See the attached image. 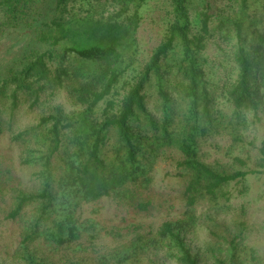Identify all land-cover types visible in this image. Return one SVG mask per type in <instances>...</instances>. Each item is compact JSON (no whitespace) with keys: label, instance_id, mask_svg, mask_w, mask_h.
<instances>
[{"label":"trees","instance_id":"trees-1","mask_svg":"<svg viewBox=\"0 0 264 264\" xmlns=\"http://www.w3.org/2000/svg\"><path fill=\"white\" fill-rule=\"evenodd\" d=\"M148 2L0 0V28L39 24L46 46L0 79V139L10 134L24 171L0 161V224L14 227L2 244L0 235V264H261L235 237L229 259L217 244L194 250L188 237L206 217L201 203L228 209L232 183L264 175V136L256 143L249 133L264 123V0H219L196 12L194 0H165L162 36L144 57ZM218 43L232 48L214 83L208 50ZM62 95L68 106L55 103ZM26 107L41 112L19 126ZM210 140L222 155L209 162ZM167 150L182 155L179 218L128 234L81 218L84 204L103 198L148 212L141 196ZM102 233L110 246L98 244Z\"/></svg>","mask_w":264,"mask_h":264},{"label":"rangeland","instance_id":"rangeland-1","mask_svg":"<svg viewBox=\"0 0 264 264\" xmlns=\"http://www.w3.org/2000/svg\"><path fill=\"white\" fill-rule=\"evenodd\" d=\"M218 1L194 0L192 12L203 10L204 5L207 4L216 6ZM166 8L165 0H149L148 5L143 8V20L138 37L144 57L149 56L162 36ZM4 21L5 17L0 11V26ZM38 28L39 24L31 26L20 24L17 27L0 28V79L11 67H21V61L26 52L46 49L45 45L37 42ZM231 48L227 45L219 46V43L209 47L210 68L214 74L212 82L215 83L223 75L225 66L228 65L227 59L229 60V55H231ZM44 98L47 97H43L40 103ZM54 100L55 103L65 102L64 104L68 106L64 95L56 97ZM51 101L49 99V103ZM42 105L45 107L44 103ZM40 112L41 108L33 110L28 107L24 108L18 114V125L31 124ZM14 127H17L16 123ZM250 128V139L255 138L256 143H259L264 136V123H257ZM9 135L5 132L4 137L0 139V161L3 162L5 168H12L17 176L24 175V171H21L15 161L16 151H10ZM213 142L210 140L203 147L209 162L222 155L216 152L212 145ZM221 144L226 143L221 142ZM181 159L182 155L177 150H167L166 155L155 165L153 183L141 196L142 199L151 201L148 212L139 213L133 208L118 204L115 200L103 198L84 204L80 210L81 218L94 219L105 228V231L117 229L121 234H128L131 225L158 227L168 219L179 218L185 209L181 195L185 182L183 178L179 177L181 171L178 168V162ZM227 191L231 194L230 201L226 203L229 206L228 209L220 207L222 210H212L214 207L205 202L198 206L199 214H204L206 217H203L198 228L188 237L189 244L194 250L217 244V253H221V256L229 259L231 255L229 242L235 237L240 246L254 249L261 264H264V175H250L243 181L232 183ZM222 202L224 205V201ZM210 210L212 214H207L206 212ZM211 219L214 222H210ZM241 226H244V233ZM13 230L14 227L12 228L11 225L0 224V233H2L0 235L3 237L1 244L4 239L10 238ZM209 230H216L219 235H222V238L219 241L216 240ZM104 233H102L103 239H100L98 244L110 246L113 239L111 236H104ZM246 251L249 253V250Z\"/></svg>","mask_w":264,"mask_h":264}]
</instances>
